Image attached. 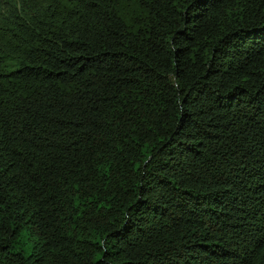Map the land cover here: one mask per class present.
Segmentation results:
<instances>
[{
  "label": "trees",
  "instance_id": "1",
  "mask_svg": "<svg viewBox=\"0 0 264 264\" xmlns=\"http://www.w3.org/2000/svg\"><path fill=\"white\" fill-rule=\"evenodd\" d=\"M0 264H264V0H0Z\"/></svg>",
  "mask_w": 264,
  "mask_h": 264
}]
</instances>
